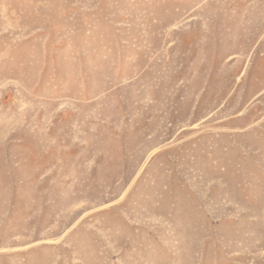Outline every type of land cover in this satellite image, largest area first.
I'll list each match as a JSON object with an SVG mask.
<instances>
[{"label":"rangeland","instance_id":"obj_1","mask_svg":"<svg viewBox=\"0 0 264 264\" xmlns=\"http://www.w3.org/2000/svg\"><path fill=\"white\" fill-rule=\"evenodd\" d=\"M0 264H264V0H0Z\"/></svg>","mask_w":264,"mask_h":264}]
</instances>
